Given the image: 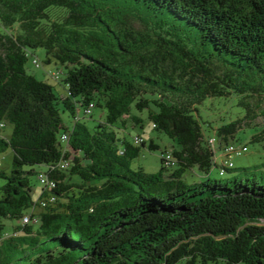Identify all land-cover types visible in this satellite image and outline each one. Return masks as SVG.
<instances>
[{
  "label": "trees",
  "instance_id": "obj_1",
  "mask_svg": "<svg viewBox=\"0 0 264 264\" xmlns=\"http://www.w3.org/2000/svg\"><path fill=\"white\" fill-rule=\"evenodd\" d=\"M141 1L173 29L103 0H0V122L13 125L0 135V157L13 154L0 164V264H264V168L185 178L236 171L221 159L242 133L264 147V0ZM29 60L56 65L65 93ZM216 96L238 111L210 116ZM145 120L175 142L153 173L131 167L160 148L131 136Z\"/></svg>",
  "mask_w": 264,
  "mask_h": 264
},
{
  "label": "rangeland",
  "instance_id": "obj_2",
  "mask_svg": "<svg viewBox=\"0 0 264 264\" xmlns=\"http://www.w3.org/2000/svg\"><path fill=\"white\" fill-rule=\"evenodd\" d=\"M104 2H109L108 7H111L114 9L112 12L113 14H116L119 16L118 12H123L126 9L130 11L135 17H139L143 19L147 26H149L152 29H155L156 25H164L165 28L173 29L172 25L176 24L175 21H173V18H170V15L168 13H162L161 11H154L151 9L146 8L144 3H142L141 0H103ZM115 10L118 12H115ZM136 27H140L142 23L139 21H135ZM179 24V23H178ZM176 33L183 34L184 31L177 30ZM36 54L40 56L41 59L45 58V54L43 52V49L36 50ZM26 67L28 69V73L33 74L39 79H42L43 81H46L54 86V92L57 94V96H61L65 93L66 86L59 82V80L52 75L56 69V65L54 64H47L44 67H36L31 60H29L26 64ZM236 98L234 99H227L223 97H214L213 99H208L205 102V105L202 106L204 111L206 113H209V115H214L226 111H232V113H236L239 109V106L237 105ZM95 120H98V118L102 117L101 111L99 108H94L93 111ZM67 117V114H66ZM95 122V121H90ZM257 122L261 125L264 123V117H259L257 119ZM93 124V123H92ZM91 124V125H92ZM13 130L12 123L7 122L4 127L0 128V135H8ZM131 136L133 137L134 134L141 133L145 139L153 138L160 148L154 149L153 151L144 150L143 153L139 158H136L132 161L131 167L135 170L139 168H143L144 171L148 173L156 172L160 169L162 163V153L164 150H171L172 144H175L172 138L166 136L165 133L159 132L157 129H155L152 126V123L148 120H145L142 126H136V127H130ZM240 136V139L243 142L246 143L249 151L244 152L239 156H235L233 158V162L235 164L234 168H237L236 171L233 172H226L224 175L220 174L219 168L213 167L209 174L201 172L197 167L193 171H189L185 173L186 181L194 186H198L200 182H204L206 180L211 179H220V178H234L236 175H240V169L245 167H254L257 166L260 169H262L263 163H264V147L261 146L258 142H250L249 139H247L246 134L242 133ZM238 143V141H237ZM217 144V143H216ZM216 156L218 159H221V153L219 149V145L216 146ZM12 151L11 149H7L5 152H3L2 156L0 157V164L2 169L9 170L12 160ZM230 167V166H229ZM232 168V167H231ZM34 169L36 171L38 170H46L47 167L42 166L40 164L35 165ZM30 179L32 184L37 189V193L42 190V185L40 184L38 178L36 177V174L30 175ZM3 183V180H0V184ZM36 193V194H37ZM0 197H1V190H0ZM36 210H39V207H36ZM262 224H264V219L260 221Z\"/></svg>",
  "mask_w": 264,
  "mask_h": 264
},
{
  "label": "built area",
  "instance_id": "obj_3",
  "mask_svg": "<svg viewBox=\"0 0 264 264\" xmlns=\"http://www.w3.org/2000/svg\"><path fill=\"white\" fill-rule=\"evenodd\" d=\"M92 108H93V104H90V106H89V108H88V110H87V112L88 113H90L91 111H92ZM5 126V123L4 122H0V128H2V127H4ZM63 138H65V135L63 136ZM135 141L136 142H140V141H142L143 140V138L142 137H140V136H135ZM210 141L212 142V143H214V141H215V139L212 137L211 139H210ZM236 143H228L227 145H226V147H225V149H224V151H223V154H222V159H221V161H228V162H231V164H234L233 163V158L235 157V156H239V155H241L243 152H248V149L247 150H245V151H243V152H239V154H231V153H229V151H230V145L232 146V145H235ZM220 161V162H221ZM166 162H167V164L166 165H169V164H174V162H172V160H171V158L168 156L167 157V160H166ZM39 178H40V181H41V183L42 184H45L47 187H49V188H51V187H53V186H55V184H54V181L52 180V179H48L44 174H41V175H39ZM42 204H44V205H46V202H43ZM30 221H31V217H30V215H27V216H25L23 219H22V223H24V224H28V223H30ZM33 221H36V219H34Z\"/></svg>",
  "mask_w": 264,
  "mask_h": 264
},
{
  "label": "bare ground",
  "instance_id": "obj_4",
  "mask_svg": "<svg viewBox=\"0 0 264 264\" xmlns=\"http://www.w3.org/2000/svg\"><path fill=\"white\" fill-rule=\"evenodd\" d=\"M247 149H248V147L246 146V144H241V145H237V146H236V144L232 145V146L230 145L229 153H231V154H239V152H243V151H245ZM224 163L226 165L230 166V167L234 166V164H231V162H228V161H225Z\"/></svg>",
  "mask_w": 264,
  "mask_h": 264
}]
</instances>
